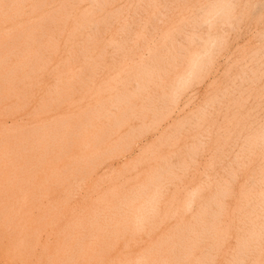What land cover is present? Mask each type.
<instances>
[{
	"label": "rangeland",
	"instance_id": "374dc122",
	"mask_svg": "<svg viewBox=\"0 0 264 264\" xmlns=\"http://www.w3.org/2000/svg\"><path fill=\"white\" fill-rule=\"evenodd\" d=\"M111 7L110 27L102 34L105 39L101 38V43L109 41L116 48L108 46L105 62L99 67L79 69L81 80L70 86L68 97L51 99L53 110L37 111L41 118L43 113L49 116L39 124L62 122L74 128L70 134L61 130L65 140L56 152L60 157L68 155L57 163L62 168L46 185L53 198L46 203L47 209L62 211L56 227L111 225L125 236L119 241H128L131 233L143 245L158 241L162 230L203 226L204 222L200 225L198 221L202 217L207 219L203 227L216 226L221 233L217 241L224 243L218 242L219 255L210 263L228 264L231 254L234 259L249 256L246 260L240 256L245 264L254 258L264 260V252L256 251L257 246L253 249L249 244L252 250H247L253 253L240 251L237 255V245H233L237 236L243 239L249 235L240 234L246 229L264 228V0H114ZM55 72L49 71L52 74L48 73L46 83L35 86L36 96L26 110L15 116L5 112L4 125L16 119L25 124L30 109L51 103L41 101V96L54 91ZM6 79L0 85L10 81ZM22 90L27 89L17 95L21 96ZM60 111L64 112L58 114ZM32 154V158L39 156ZM239 187L244 188L242 192ZM221 190L224 196L219 195ZM243 191L254 195H248V200L239 195L246 197ZM232 195L243 197L240 200L248 203V208L243 204L246 209L237 208L241 205ZM21 197L18 199L25 203L19 201V207H25H18L20 213L28 206ZM251 203L259 204L252 208ZM139 204L143 208L138 209ZM260 204L263 211L259 209L261 213L256 215ZM241 210L249 215L245 217L248 222L257 219L248 223L255 227L252 230L246 219H240L245 214ZM198 213L204 214L198 217ZM206 213L213 215L207 218ZM163 216L167 218L162 220ZM213 216L219 221L212 220ZM91 219L95 221L88 223ZM243 221L247 224L244 228L240 227ZM40 228L33 229L38 235L31 229V240L46 238L47 228H42L44 232ZM235 233L240 235L234 238ZM262 242L264 245V237ZM210 251L208 254L214 252Z\"/></svg>",
	"mask_w": 264,
	"mask_h": 264
},
{
	"label": "bare ground",
	"instance_id": "6f19581e",
	"mask_svg": "<svg viewBox=\"0 0 264 264\" xmlns=\"http://www.w3.org/2000/svg\"><path fill=\"white\" fill-rule=\"evenodd\" d=\"M113 2L114 0H0V82L2 79L5 80V78H7L6 80H8V78L10 79L6 85H0V102H2L0 106V136L2 135L3 139L12 134L11 136L13 137L11 141L9 140L11 136L7 141L0 140V264H212L214 262L212 260H216L215 257L219 255L220 245H218V242L221 243L222 240L217 241V239L221 237V233H218V228H216V226L210 225L208 227H203L207 225L204 221L207 219L202 220V217H199L201 211H199L200 213L197 215L201 218V220L198 218L200 225L203 224H201V222H204L203 226H199L197 224L199 222H192L195 225L197 224L196 226L198 227L190 226L189 228L186 227L179 230H162V237H160L158 241L140 245L138 243V241H140L139 238L136 242L134 235L131 233H129L128 241H119L121 238H125V236L121 234L122 231L118 229V227H111V225L94 226L92 222L96 220L95 218H93L95 219L94 221H92V219L88 220V223H92L90 226L63 225L57 228L56 226L59 223L58 220L62 211L52 212V209L50 211V209L46 207V203L49 202L50 199H53L48 194L46 185L50 183L53 175L60 172L62 164L57 165V163L65 161V157L68 155V152H66L60 157L56 152L61 150L62 144H64L63 140H65V138L62 136V134H64L62 131H64L65 134H70L71 131L73 132L74 128L65 126L62 122L50 123L49 121L47 124H39L38 122L43 119L48 120L49 116L47 113H43L45 116L41 118L37 111L44 110L45 112H49L53 110L54 107L51 108L53 104L51 99L61 98V96L64 97V95L70 94L68 91L70 86L79 81L82 77L78 74L79 69L82 67H88L90 69L99 67L105 62L103 61V55L107 51L108 46L113 49L116 48L109 41L105 44L101 43V38L102 40L105 39L102 34L108 31L110 27L109 20L112 18L111 5ZM122 46H118V48L120 47L119 50L123 49ZM94 56H96V58H94ZM11 57L15 59H12V61ZM9 59L12 62L9 63ZM51 70H57V74L55 72L56 75L54 77L56 78V82L54 83L55 89L52 93L47 95L44 93L43 96H41V101L44 102L46 101L45 99H48L51 103L41 107L39 105L40 109H38L39 107L30 109L26 113L27 120L25 124L16 119L14 121L11 120V122L13 121L11 125H4V120L2 121V118H4L5 112L8 111L10 113L9 115L15 116L18 112H21L20 110H26L24 108H27V104L36 93L35 86L37 87L39 84H45L46 78L50 77L49 74H52L49 73ZM111 81H113V79H111ZM2 82L0 84H4L6 81L4 83ZM22 88L27 90H22L23 95L22 93L21 96L19 93L17 95V92ZM15 94L17 96H15ZM67 95L66 97L69 96ZM48 100L47 102H49ZM99 111L97 113L98 116L100 114ZM62 112L64 111H60L58 114ZM7 115L8 114H6L5 117H10ZM34 131L38 132L35 133ZM33 152H36L39 156L37 157L34 155L36 158L30 157ZM235 165L237 166V164ZM258 169L257 173H259ZM37 170L38 172H36ZM257 177L259 178V176ZM263 178L261 180L264 181ZM254 181L258 184L256 182L258 180ZM251 183L252 185L250 184V186H253L254 183ZM21 187H23V191L20 190ZM240 187V192H242L243 187ZM261 187H264V185ZM253 188H255V186ZM257 188L260 189V187ZM219 189L222 188L220 187ZM221 191H218L220 192L219 195L224 196V191H222L223 195ZM22 192L24 197L22 196ZM253 192L248 194V191H243V193H247L246 197L242 193L238 194L247 198L250 194L253 196L256 191L254 194ZM258 192L260 193V190ZM256 194L258 195V193ZM3 195L4 198L2 197ZM239 195L232 196H234L238 205H241L244 202L240 199L244 198ZM20 197L28 202L26 210L21 212L22 215L19 209L25 206L21 205L22 207H19V201H21L20 204H24L25 202L23 200L24 203H22V199L19 200ZM237 197H239L240 203ZM249 197L248 200H250ZM36 198H38V201ZM256 198H258V196ZM34 199H36V202H39L37 203L38 206L35 204ZM252 200L250 202H252ZM255 201L256 199L253 200V203H255ZM262 201L259 200L260 203ZM253 203H251V206ZM256 204L253 205L258 206ZM261 204L257 210L254 209L256 211L252 209L255 206H252V208L249 207V210L255 212H252V215L253 213L256 214L257 211L259 212V209H263L260 208ZM206 205L208 207L209 204ZM243 205L247 206V208L249 206L246 202ZM142 206L143 204H139L137 208L141 209L143 208ZM242 207L241 205V207L238 206L237 208H245ZM11 209L14 210L11 211ZM230 209H232V207ZM151 210H153V208ZM205 212L206 211H204V213ZM212 212H214V210ZM229 212H232V210ZM233 212L231 215L234 214ZM207 213L205 214L206 216ZM239 213L240 212H238V214ZM241 213L245 212L241 210ZM247 213L251 214L250 212ZM162 214H164V212H162ZM167 214L169 213H166V215ZM203 214L200 216H203ZM217 214H219V211ZM236 214L235 212L234 217L237 218ZM205 215L204 217L206 218ZM231 215L229 216L231 217ZM256 215L254 217H256ZM167 216H163L165 218L162 217V220H165ZM170 216L173 217V215ZM209 216H207V218H209ZM245 217L250 218L249 215L245 213L240 219H246L247 224H253V221L257 220L251 218L253 221L248 222V219ZM214 218L213 216L212 220ZM169 219L171 220L172 218L168 217V220ZM233 219L230 220L228 218L230 221H233ZM214 220L216 221V219ZM236 221L238 222L239 220L237 219ZM246 221L243 222L245 223ZM237 222H235V225ZM258 222H256V224ZM104 223L109 224L108 221H104ZM231 224L232 223H230V226ZM247 224L245 223L243 226L242 224L241 226L240 224L237 225L244 228ZM249 224L247 226H249ZM262 226H264V223ZM35 227L47 228L44 230L47 236L43 234L44 237H46L44 239L45 241L43 240L40 242V233L43 231L42 228H40L42 229L41 231H39L40 229L38 230V238L40 239H36L37 237L34 234L37 232L34 233V231L37 230L33 231ZM234 227L235 229L237 228L236 226ZM234 227H231L232 230ZM251 227L249 226V229L252 230L254 226ZM261 228L264 232V228L261 226L255 228L252 232L244 229V235V231H240V229L237 228L238 230L236 231H243L240 233L243 237L245 234L247 235L249 233V235L246 236L247 238L245 237L242 239L241 236H237L240 234H236V232L234 238L237 236L241 239H237L236 237V244H234L235 240L232 239L231 241L234 242H232L233 245H237V247L236 249L231 247V249H235L237 255L240 251V254H242V251L246 254L250 252L253 253V251L247 250L251 248L249 247L250 244L259 248L256 251L260 253L264 252V245L261 244L263 243L264 233L261 231ZM31 229L33 231L31 233H34L32 237H34L33 239H36V241L30 238ZM230 231L231 230H229V233H231ZM226 232L228 233L227 229ZM27 235L28 237L30 236L29 239L31 241L27 239ZM145 236L148 238L147 231ZM238 245L242 250H238ZM214 247H216V249L219 248L216 253ZM212 249L214 252L210 251ZM227 249H229V247ZM253 249H255V247ZM207 251L213 252L214 255H212L213 253L208 254L209 252ZM256 251H254L255 255ZM229 252L232 253L233 251L230 250ZM235 253L234 256H236ZM232 255L233 254H231V256L229 255L230 259L233 258L232 260L227 261L229 257L225 259L228 264H245L243 260L247 256L244 254L238 257L236 256L239 259L235 257L236 260ZM243 255L244 259H240V256L243 258ZM211 261L212 263H210ZM250 264H264V260L254 258Z\"/></svg>",
	"mask_w": 264,
	"mask_h": 264
}]
</instances>
